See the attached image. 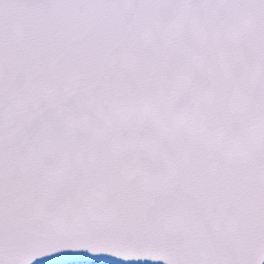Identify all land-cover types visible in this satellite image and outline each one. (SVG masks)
I'll return each mask as SVG.
<instances>
[{
	"label": "snow or ice",
	"instance_id": "snow-or-ice-1",
	"mask_svg": "<svg viewBox=\"0 0 264 264\" xmlns=\"http://www.w3.org/2000/svg\"><path fill=\"white\" fill-rule=\"evenodd\" d=\"M82 251L264 264V0H0V264Z\"/></svg>",
	"mask_w": 264,
	"mask_h": 264
},
{
	"label": "water",
	"instance_id": "water-1",
	"mask_svg": "<svg viewBox=\"0 0 264 264\" xmlns=\"http://www.w3.org/2000/svg\"><path fill=\"white\" fill-rule=\"evenodd\" d=\"M71 263H101V264H163V261L151 260H120L107 255L92 256L87 252H60L33 261V264H71Z\"/></svg>",
	"mask_w": 264,
	"mask_h": 264
},
{
	"label": "trees",
	"instance_id": "trees-1",
	"mask_svg": "<svg viewBox=\"0 0 264 264\" xmlns=\"http://www.w3.org/2000/svg\"><path fill=\"white\" fill-rule=\"evenodd\" d=\"M71 264H101V263H71Z\"/></svg>",
	"mask_w": 264,
	"mask_h": 264
}]
</instances>
